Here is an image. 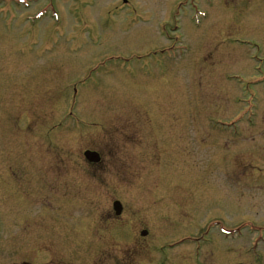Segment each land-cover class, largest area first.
Here are the masks:
<instances>
[{"label":"rangeland","instance_id":"obj_1","mask_svg":"<svg viewBox=\"0 0 264 264\" xmlns=\"http://www.w3.org/2000/svg\"><path fill=\"white\" fill-rule=\"evenodd\" d=\"M19 168L38 186L30 204L16 203ZM254 215L264 223V0H0V261L28 239L47 247L46 230L22 228L50 217L67 259L85 239L124 252L128 223L133 264L178 238L165 254L192 264L193 234L199 262L222 264V230Z\"/></svg>","mask_w":264,"mask_h":264},{"label":"flooded vegetation","instance_id":"obj_2","mask_svg":"<svg viewBox=\"0 0 264 264\" xmlns=\"http://www.w3.org/2000/svg\"><path fill=\"white\" fill-rule=\"evenodd\" d=\"M31 169L32 168H19L17 170L18 173L15 174V182L18 181V183L16 184L17 189L15 191L17 204H30L29 200H31L34 196L33 191L38 187L36 183L34 184V175L33 173H31ZM33 170L36 171L35 169ZM26 189L28 191H26ZM110 214L108 217L111 222L110 226L113 229H116L118 228L117 222L122 218L121 215L123 214V209L119 216H116L114 214V217H112V215L110 216ZM53 220L54 219L50 217H47L46 219L43 218L39 222H36L29 226L27 225L25 228H22L24 232H33L36 230L34 235L38 232V230H46L48 232V235L50 234V237L47 239V247L41 246V244L43 243L42 241H35L34 239H28L24 241L26 243L25 245H23V243H20L22 242V239H20V247L14 250V259H9V261L3 259L2 261H0V264H133L134 258L132 249H129L130 247L128 248V246H130L131 244L132 246H134L135 241L133 234H129L128 232V223L125 224L126 227L124 226L122 228V230L124 228L125 230L121 232L120 235L121 237H124L123 245L127 247L124 252L117 253L112 249L113 245L118 244L116 242L117 237L109 242L111 243V248L109 247L110 250H105L103 247L100 248V246H98L100 243L98 240L95 243V246H92V241H87L85 239V247L79 248V255L75 257L73 256V258L68 257L67 259V253L69 251L67 250L66 246V237L65 235H63L67 227L66 225H62L61 227L56 228L57 230H62V232H59V234H62L60 238L63 239H54L52 237V230L55 229V223ZM227 226L236 231L232 233L230 230H227L223 234L222 239L226 246L224 244L221 250V254L218 255V259L220 260V262L222 264H264V223L261 224V220L254 215L250 216V218L242 219L238 224L234 226ZM27 227H29L30 229L27 230ZM95 227L96 226H93V224L85 222L81 225L80 229L90 233L92 231V228ZM19 233L21 234V229ZM146 233L147 240L149 234L148 230H146ZM110 235L116 236L118 235V232H110ZM88 238L95 239L91 234H89ZM141 238L144 239L145 237L141 236ZM231 241L233 243L236 242V248H231ZM167 245L170 246L168 243H165L152 247L154 248L155 254L152 259H149L148 264H171L173 260L172 254H165L166 252H171L167 249ZM24 246H27L29 248L23 249ZM39 251L43 254H48L49 258L46 263H42L37 259L36 256H38L37 253ZM195 257L196 255H194L193 252L192 264H201L199 262V257H196V259ZM71 261L74 263H72Z\"/></svg>","mask_w":264,"mask_h":264},{"label":"water","instance_id":"obj_3","mask_svg":"<svg viewBox=\"0 0 264 264\" xmlns=\"http://www.w3.org/2000/svg\"><path fill=\"white\" fill-rule=\"evenodd\" d=\"M84 158L89 162V163H92V164H97L101 161V157L98 153L96 152H93V151H86L84 153ZM114 210H115V213L117 215H119L121 213V210H122V206L119 202H115L114 203ZM142 236H146L147 233L146 232H142L141 233Z\"/></svg>","mask_w":264,"mask_h":264},{"label":"bare ground","instance_id":"obj_4","mask_svg":"<svg viewBox=\"0 0 264 264\" xmlns=\"http://www.w3.org/2000/svg\"><path fill=\"white\" fill-rule=\"evenodd\" d=\"M181 247H183V246H181Z\"/></svg>","mask_w":264,"mask_h":264}]
</instances>
